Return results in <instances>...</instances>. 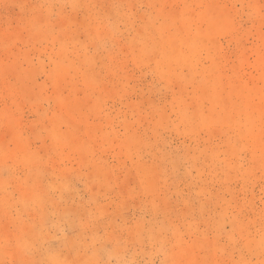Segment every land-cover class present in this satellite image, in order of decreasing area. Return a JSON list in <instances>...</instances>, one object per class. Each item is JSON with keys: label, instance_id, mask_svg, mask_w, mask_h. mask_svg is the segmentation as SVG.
Wrapping results in <instances>:
<instances>
[{"label": "rangeland", "instance_id": "obj_1", "mask_svg": "<svg viewBox=\"0 0 264 264\" xmlns=\"http://www.w3.org/2000/svg\"><path fill=\"white\" fill-rule=\"evenodd\" d=\"M0 264H264V0H0Z\"/></svg>", "mask_w": 264, "mask_h": 264}]
</instances>
